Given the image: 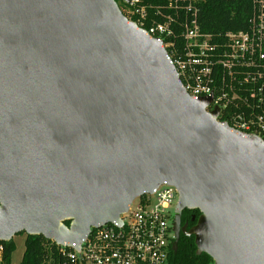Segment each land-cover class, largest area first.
Instances as JSON below:
<instances>
[{
    "label": "water",
    "instance_id": "95a60500",
    "mask_svg": "<svg viewBox=\"0 0 264 264\" xmlns=\"http://www.w3.org/2000/svg\"><path fill=\"white\" fill-rule=\"evenodd\" d=\"M210 101L115 0H0V241L78 249L166 181L173 252L181 229L212 264H264V141Z\"/></svg>",
    "mask_w": 264,
    "mask_h": 264
},
{
    "label": "built area",
    "instance_id": "2783aa9c",
    "mask_svg": "<svg viewBox=\"0 0 264 264\" xmlns=\"http://www.w3.org/2000/svg\"><path fill=\"white\" fill-rule=\"evenodd\" d=\"M199 1L116 0L128 20L161 42L193 99L211 98L207 109L217 107L218 120L264 141V0H251L244 29L220 33L200 29ZM177 199L173 185L158 183L132 200L121 224L92 227L78 249L56 244L57 264H169Z\"/></svg>",
    "mask_w": 264,
    "mask_h": 264
},
{
    "label": "trees",
    "instance_id": "16d2710c",
    "mask_svg": "<svg viewBox=\"0 0 264 264\" xmlns=\"http://www.w3.org/2000/svg\"><path fill=\"white\" fill-rule=\"evenodd\" d=\"M116 1V0H115ZM148 3H162L164 0H145ZM251 11V0H200L198 2L197 20L203 32L220 33L244 29ZM199 215L197 209L190 210ZM68 226L69 221H65ZM24 234V233H21ZM2 250L0 264H10L15 245L13 239L0 241ZM56 244L41 235H26L24 250L19 264H45L51 257V264H57ZM212 259L206 254L195 253L193 236L181 234L177 249L169 252V264H212Z\"/></svg>",
    "mask_w": 264,
    "mask_h": 264
},
{
    "label": "rangeland",
    "instance_id": "374dc122",
    "mask_svg": "<svg viewBox=\"0 0 264 264\" xmlns=\"http://www.w3.org/2000/svg\"><path fill=\"white\" fill-rule=\"evenodd\" d=\"M24 239H25V234L19 233L13 236V242H14L15 248L11 255L10 264H19L23 250H24Z\"/></svg>",
    "mask_w": 264,
    "mask_h": 264
},
{
    "label": "flooded vegetation",
    "instance_id": "af4514ba",
    "mask_svg": "<svg viewBox=\"0 0 264 264\" xmlns=\"http://www.w3.org/2000/svg\"><path fill=\"white\" fill-rule=\"evenodd\" d=\"M194 220H195V214L192 211L188 209H182L180 211V215H179L180 226H183L186 223V231H188L189 228L195 224ZM181 234L186 235L185 232L180 229L179 236Z\"/></svg>",
    "mask_w": 264,
    "mask_h": 264
}]
</instances>
